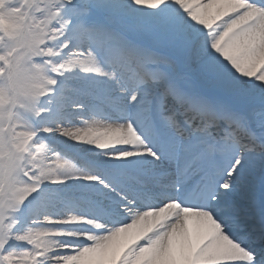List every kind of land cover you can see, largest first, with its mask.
Returning a JSON list of instances; mask_svg holds the SVG:
<instances>
[{
  "label": "snow or ice",
  "instance_id": "6c2138e0",
  "mask_svg": "<svg viewBox=\"0 0 264 264\" xmlns=\"http://www.w3.org/2000/svg\"><path fill=\"white\" fill-rule=\"evenodd\" d=\"M0 264H264V0H0Z\"/></svg>",
  "mask_w": 264,
  "mask_h": 264
}]
</instances>
